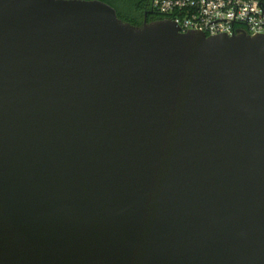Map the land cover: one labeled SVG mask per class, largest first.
<instances>
[{
	"label": "water",
	"instance_id": "water-1",
	"mask_svg": "<svg viewBox=\"0 0 264 264\" xmlns=\"http://www.w3.org/2000/svg\"><path fill=\"white\" fill-rule=\"evenodd\" d=\"M0 264H264V37L0 0Z\"/></svg>",
	"mask_w": 264,
	"mask_h": 264
},
{
	"label": "built area",
	"instance_id": "built-area-1",
	"mask_svg": "<svg viewBox=\"0 0 264 264\" xmlns=\"http://www.w3.org/2000/svg\"><path fill=\"white\" fill-rule=\"evenodd\" d=\"M150 9L182 33L264 37V0H150Z\"/></svg>",
	"mask_w": 264,
	"mask_h": 264
},
{
	"label": "trees",
	"instance_id": "trees-1",
	"mask_svg": "<svg viewBox=\"0 0 264 264\" xmlns=\"http://www.w3.org/2000/svg\"><path fill=\"white\" fill-rule=\"evenodd\" d=\"M111 6L119 20L134 26L144 21L162 20L163 17L150 9V0H99Z\"/></svg>",
	"mask_w": 264,
	"mask_h": 264
}]
</instances>
